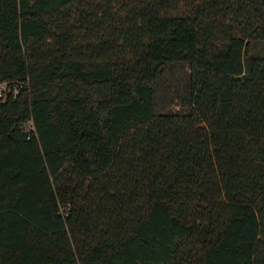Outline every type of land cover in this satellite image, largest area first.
Segmentation results:
<instances>
[{"label":"trees","instance_id":"1","mask_svg":"<svg viewBox=\"0 0 264 264\" xmlns=\"http://www.w3.org/2000/svg\"><path fill=\"white\" fill-rule=\"evenodd\" d=\"M0 83V264H264V0H0Z\"/></svg>","mask_w":264,"mask_h":264},{"label":"rangeland","instance_id":"2","mask_svg":"<svg viewBox=\"0 0 264 264\" xmlns=\"http://www.w3.org/2000/svg\"><path fill=\"white\" fill-rule=\"evenodd\" d=\"M189 67L187 64H171L160 79L156 91V110L158 112L177 111L183 108L187 96ZM4 86L5 84H1Z\"/></svg>","mask_w":264,"mask_h":264}]
</instances>
